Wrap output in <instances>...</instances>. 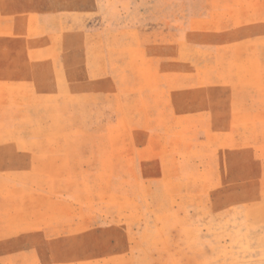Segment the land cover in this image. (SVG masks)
Masks as SVG:
<instances>
[{
    "label": "rangeland",
    "instance_id": "1",
    "mask_svg": "<svg viewBox=\"0 0 264 264\" xmlns=\"http://www.w3.org/2000/svg\"><path fill=\"white\" fill-rule=\"evenodd\" d=\"M0 264H264V0H0Z\"/></svg>",
    "mask_w": 264,
    "mask_h": 264
}]
</instances>
